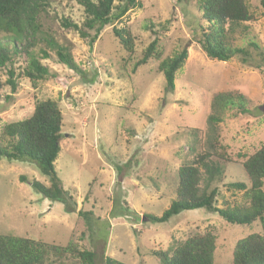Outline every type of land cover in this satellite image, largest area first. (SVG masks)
I'll list each match as a JSON object with an SVG mask.
<instances>
[{
	"label": "rangeland",
	"instance_id": "1",
	"mask_svg": "<svg viewBox=\"0 0 264 264\" xmlns=\"http://www.w3.org/2000/svg\"><path fill=\"white\" fill-rule=\"evenodd\" d=\"M121 3L115 0L114 4ZM139 3L141 7L118 24V28L129 29L134 39L132 56L116 43L111 26L104 28L89 50L87 40L61 23L67 20L82 27V7L76 0H51L41 29L70 49L80 72L60 64L55 48L42 41L32 52L49 70V77L32 83L23 74L27 59L20 56L11 65L17 78L12 92L7 84L9 65L0 69V131L29 118L38 101L58 104L62 138L54 165L74 210L67 212L64 203L44 198L30 187L34 180L49 187L48 178L35 163L1 158L0 235L60 247L72 241L81 250L94 252L95 264H103L106 256L124 264H158L152 252L171 254L189 237L210 232L215 237L214 263L232 264L234 244L260 233L258 223L229 225L204 209L182 211L165 223L150 222L145 216L160 217L169 208L175 198L178 168L197 154L207 153L210 161L221 165L217 166L220 176L211 185L218 188L216 206L245 203L242 193L229 189L228 184L248 185L243 160L237 154L248 157L264 145V68L259 72L235 60L217 62L205 57L194 42L201 15L197 0ZM247 3L255 20L246 26V33L233 36L232 45L243 47L251 40L264 50V0ZM155 38L159 58L133 70ZM182 48L187 49L186 62L175 74L174 90L165 91L158 64ZM235 91L244 96L247 111L215 114L213 97ZM211 116L220 120L210 125ZM194 146L189 153L188 148ZM220 148L233 163L213 154H219ZM22 177L26 182H20Z\"/></svg>",
	"mask_w": 264,
	"mask_h": 264
},
{
	"label": "trees",
	"instance_id": "2",
	"mask_svg": "<svg viewBox=\"0 0 264 264\" xmlns=\"http://www.w3.org/2000/svg\"><path fill=\"white\" fill-rule=\"evenodd\" d=\"M50 1L0 0V69H6L9 65L7 84L12 92L16 89L17 78L11 65L20 56L27 59L28 65L23 74L29 77L32 83L50 76L49 70L39 64L32 52L39 41L55 48L60 64L74 73L80 72L70 49L55 43L41 29V18L46 13ZM76 1L82 7L85 17L82 27L61 20L64 28L77 31L81 39L87 40L91 50L104 28L111 26L116 43L128 56H132L134 39L129 29L118 28V24L131 10L141 7L139 0H122L119 6L114 4L115 0ZM262 5L264 6V3ZM197 9L201 15L194 42L209 61L235 60L244 68L262 71L264 50L251 40H246L247 43L243 47L233 46L231 42L235 34L246 33V26L255 20L247 0H197ZM157 43L158 39L155 38L147 46L133 70L145 65L153 57L159 58L156 53ZM43 56L49 57L46 53H43ZM186 59L187 49L182 48L174 56L165 58L158 64V70L164 78L165 91L174 90L175 74L182 69ZM1 88L0 82V90ZM211 106L217 115L225 110L236 109L240 114L247 111L244 96L236 91L214 96ZM217 117H209L210 125L220 120ZM61 129L62 114L58 104L52 100L38 101L29 118L2 127L0 159L35 163L40 172L48 178L49 187L35 180L29 183L30 187L44 198L64 203L66 211L73 212L72 198L64 191L54 165L60 152ZM214 148L211 145V149ZM194 150L195 146L188 148L189 153ZM220 150L219 154H213L222 162L233 163L230 155L223 148ZM208 156L207 153L197 154L192 161L181 164L177 171L175 198L169 208L160 217L145 218L150 222L165 223L182 211L204 209L229 225L251 226L258 223L260 233L249 234L234 244L232 264H264V145L248 157L237 154V158L243 160L241 166L249 183L247 185L234 182L228 184V188L242 193L245 200L242 205L223 202V207L216 206L218 188H211V185L216 181V175L220 176L221 168L217 166L221 165L210 161ZM20 182H26V178H20ZM201 183L203 185L200 187ZM78 214L83 217L87 215L80 211ZM214 251L215 237L207 232L203 235L195 234L179 243L171 254L156 251L152 252V256L158 264H215ZM0 264H95V253L81 250L72 241L60 247L28 238L0 235ZM103 264L124 263L106 256L103 258Z\"/></svg>",
	"mask_w": 264,
	"mask_h": 264
}]
</instances>
